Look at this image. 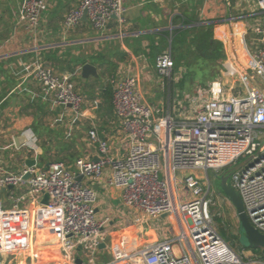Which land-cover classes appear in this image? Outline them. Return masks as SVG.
<instances>
[{"label":"built area","instance_id":"built-area-1","mask_svg":"<svg viewBox=\"0 0 264 264\" xmlns=\"http://www.w3.org/2000/svg\"><path fill=\"white\" fill-rule=\"evenodd\" d=\"M253 1L261 18L253 25L251 47L243 37V65L236 69L226 64L223 72L236 77L234 85L217 78L204 92L188 96L186 105L174 106V114L159 115L144 100L134 75H115L111 101L126 146L123 155L114 156L92 129L88 138L96 145L97 160L80 156L72 166L55 161L0 172V191L19 190L9 196V208L0 198V264H18L15 256L29 234L43 228L57 237L55 264H78L77 250L85 253L82 264H96L95 254L107 240L108 219H96L95 191L77 178L100 180L104 175L106 185L121 189L125 207L142 218L167 216L175 233L137 249L116 242L113 259L102 264H264L259 255L245 259L219 235L210 213V181L196 174H221L239 165L228 172V183L240 196L251 225L264 234V0ZM46 9L47 0H22L18 21L35 33ZM124 11L121 0H78L65 14L62 28L72 29L85 14L94 29L103 30L111 19L122 24ZM155 65L160 76L170 78V51L160 53ZM29 73L53 107H69L76 118L82 115L84 98L70 74L57 75L39 60ZM26 135L34 147L36 138ZM24 202L35 206L32 215L21 206Z\"/></svg>","mask_w":264,"mask_h":264},{"label":"crops","instance_id":"crops-1","mask_svg":"<svg viewBox=\"0 0 264 264\" xmlns=\"http://www.w3.org/2000/svg\"><path fill=\"white\" fill-rule=\"evenodd\" d=\"M121 1L125 9L122 24L111 19L105 29L96 30L87 19H81L75 27L64 31L63 18L77 6L78 0H47L39 28L31 33L18 21L22 0H0V172H18L29 158H37L40 167L55 161L72 166L74 159L80 156L94 159L96 145L88 138V131L92 129L107 141L114 156L123 155L126 146L111 101V79L115 75H134L144 100L156 107L159 115L173 114V107L178 103L186 105L185 99L193 93L181 98L177 90L175 96L171 80L177 81L179 76L173 70L170 78L160 76L156 57L170 51L173 69H194L193 66L203 59L189 55L190 64L185 66L184 57L171 50L172 47H186L191 35L181 46L174 38L175 33L211 24L213 38L222 43L225 53L220 65L224 69L226 64H231L237 69L241 67L237 52L232 51L230 58L225 43L227 40L230 43L231 39L233 45L237 38L242 47L243 37L246 42L249 36L251 44L253 25L261 18L253 0ZM221 4L224 17L220 16ZM37 60L57 75L70 74L75 90L84 98L81 116L76 118L69 107H53L43 95L40 85L29 73ZM84 63L94 65L98 77H83L81 67ZM27 132L36 138L34 147L27 143ZM105 178L104 175L100 180H91L80 176V180L95 191L96 219H108L107 240L95 254L96 264L113 259L112 247L116 242H123L129 250L137 249L175 233L173 221L167 216L142 218L135 209L125 207L121 189L106 185ZM17 193V189L12 193L0 191L5 208L11 205L9 196ZM21 206L30 215L35 209L26 202ZM136 217L140 220L136 221ZM56 242L53 230H36L29 234L25 248L17 253L15 261L18 264H55ZM75 254L78 264L85 263L84 252L77 250Z\"/></svg>","mask_w":264,"mask_h":264},{"label":"rangeland","instance_id":"rangeland-1","mask_svg":"<svg viewBox=\"0 0 264 264\" xmlns=\"http://www.w3.org/2000/svg\"><path fill=\"white\" fill-rule=\"evenodd\" d=\"M224 14H225L224 7H223V4H221L220 16L224 17ZM246 42H247V45L251 47L249 36L246 37ZM225 45H226V51L229 54V57L232 58V54L234 50H236L238 56H236V54L235 56L237 57L239 64H240V65L239 64L237 65L239 66L243 65L245 59L241 51V48H242L241 41H239L236 38V42L234 40L233 45H232L231 39H230V43H229V40H227ZM222 63L223 62H221V64ZM193 68L194 69H173V72L175 71V74L177 73L176 75L179 76V79H177V81L174 79L171 80L172 93L175 96H176L177 90H178L177 95H179V97L181 98H183L182 96H184L187 93L189 94L193 93L194 95V92H196L197 90L198 91L201 90L202 92H204L207 89L209 83H211L217 78L221 79L224 83H227L228 85H234L233 83L236 77H228L226 75L223 76L224 69L222 65H218L217 69H214L212 68L210 62L199 60L198 63L195 64V66H193ZM179 70L180 72L178 73ZM181 91H182V94L180 93ZM236 91L237 90H235V93ZM201 94L204 95V93H201ZM173 114H174V111H173ZM196 174L200 175L204 181H206L207 179L210 181L211 190L213 191V194H212L213 202L210 206L211 217L213 220L214 215H219L222 219L221 223L219 224L216 221H213L215 229L218 230L221 227L224 228L226 234L230 237V240L233 242L232 244L230 243L228 244L232 245V247L237 252L242 253L245 259L258 256V254L247 249V247H242L240 246L239 243H237V237L240 234L239 228H238V220L235 216L233 207L220 193L219 180H218L220 173L215 172L214 170H208L207 172H205L204 170H200V171L197 170ZM182 189L183 187L180 185V187H178V191L180 192Z\"/></svg>","mask_w":264,"mask_h":264},{"label":"trees","instance_id":"trees-1","mask_svg":"<svg viewBox=\"0 0 264 264\" xmlns=\"http://www.w3.org/2000/svg\"><path fill=\"white\" fill-rule=\"evenodd\" d=\"M232 2V0H230ZM191 35L189 42L186 44V47L183 45L185 39ZM175 36V37H174ZM173 37L181 43V48H173L172 52H179L183 61L186 62V65H189V55H196L198 58H201L204 61L210 62L212 68L217 69V66L221 64L222 60L225 57V53L223 50V45L220 41H217L213 38L212 33V25L204 24L201 26H193L187 29H181L175 33ZM192 46L194 47L192 49ZM173 56V54H172ZM192 56V57H194ZM221 193V192H220ZM223 196V194L221 193ZM224 197V196H223ZM213 221H216L218 224L221 223L222 219L219 215L213 216ZM239 233H241V228L239 227ZM219 235L227 242L232 244L233 242L230 240V237L226 234L224 228H219L217 230ZM237 243L242 247H246L241 239V236L237 237ZM232 246V245H231ZM252 252L258 254L259 256L264 258V249L261 248H247Z\"/></svg>","mask_w":264,"mask_h":264},{"label":"water","instance_id":"water-1","mask_svg":"<svg viewBox=\"0 0 264 264\" xmlns=\"http://www.w3.org/2000/svg\"><path fill=\"white\" fill-rule=\"evenodd\" d=\"M82 19H86V15L84 14ZM81 75L86 77L88 75H93L94 77H98L96 67L90 63H84L81 67ZM257 81V79H256ZM258 82V81H257ZM263 88V85L260 84ZM37 158H29L26 160V166L31 167L36 164ZM97 160V158H94ZM239 165L229 168L227 171L221 173L218 177L220 192L223 194L224 198L231 204L234 209L235 216L238 220L239 227L241 228V239L244 245L247 248H261L264 249V234L259 232L256 228H254L248 220V217L245 213L242 200L240 196L236 193V191L230 186L228 183V172L233 169L238 168ZM29 174L24 175V178H27ZM77 179L80 180V177ZM12 186H8V189H11ZM47 197L44 196L42 199V203H46ZM102 247L103 244H100ZM77 262H79L77 260Z\"/></svg>","mask_w":264,"mask_h":264}]
</instances>
